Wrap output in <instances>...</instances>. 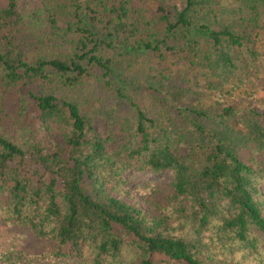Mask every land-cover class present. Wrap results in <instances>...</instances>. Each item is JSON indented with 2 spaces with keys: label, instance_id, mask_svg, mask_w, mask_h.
Here are the masks:
<instances>
[{
  "label": "trees",
  "instance_id": "16d2710c",
  "mask_svg": "<svg viewBox=\"0 0 264 264\" xmlns=\"http://www.w3.org/2000/svg\"><path fill=\"white\" fill-rule=\"evenodd\" d=\"M0 226L41 246L0 264H264V0H0Z\"/></svg>",
  "mask_w": 264,
  "mask_h": 264
},
{
  "label": "rangeland",
  "instance_id": "374dc122",
  "mask_svg": "<svg viewBox=\"0 0 264 264\" xmlns=\"http://www.w3.org/2000/svg\"><path fill=\"white\" fill-rule=\"evenodd\" d=\"M260 95H263V92H261ZM96 127L100 133L109 129L107 123L102 119L97 122ZM12 246L23 250L31 247L34 251H39L41 249L37 239L26 229L0 226V253Z\"/></svg>",
  "mask_w": 264,
  "mask_h": 264
}]
</instances>
